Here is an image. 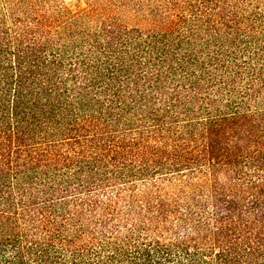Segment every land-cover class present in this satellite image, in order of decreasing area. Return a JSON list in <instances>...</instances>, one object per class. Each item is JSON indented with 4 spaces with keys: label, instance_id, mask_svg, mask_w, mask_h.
Segmentation results:
<instances>
[{
    "label": "trees",
    "instance_id": "trees-1",
    "mask_svg": "<svg viewBox=\"0 0 264 264\" xmlns=\"http://www.w3.org/2000/svg\"><path fill=\"white\" fill-rule=\"evenodd\" d=\"M0 0V264H264V0Z\"/></svg>",
    "mask_w": 264,
    "mask_h": 264
},
{
    "label": "rangeland",
    "instance_id": "rangeland-1",
    "mask_svg": "<svg viewBox=\"0 0 264 264\" xmlns=\"http://www.w3.org/2000/svg\"><path fill=\"white\" fill-rule=\"evenodd\" d=\"M65 5H72V4H77V2H80V4L82 5V1L81 0H61Z\"/></svg>",
    "mask_w": 264,
    "mask_h": 264
}]
</instances>
